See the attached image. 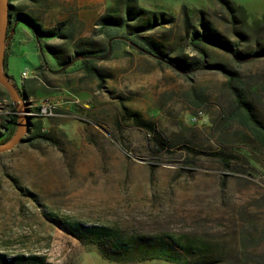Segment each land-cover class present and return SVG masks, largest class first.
Here are the masks:
<instances>
[{
	"label": "rangeland",
	"instance_id": "374dc122",
	"mask_svg": "<svg viewBox=\"0 0 264 264\" xmlns=\"http://www.w3.org/2000/svg\"><path fill=\"white\" fill-rule=\"evenodd\" d=\"M7 1L44 26L65 20L75 34L89 29L91 46L111 42L106 50L111 55L102 60L111 75L101 80L87 110L64 105L77 102L73 97L46 96L56 103V114L33 121L39 120L38 129L49 138L32 137L36 127L30 125L22 140L0 152V254L36 255L39 264H178L151 256L162 251L152 252L145 242L159 239L154 248L183 257L182 246L190 245L195 256L199 252L216 261L211 264H264V148L248 143L246 128L229 117L234 100L226 73L196 68L184 75L143 49L148 44L139 37L169 56L199 57L189 35L203 30L201 18L233 47L252 52L264 47V0H133L148 10L127 22H140L153 11L157 23L132 37L119 24L109 39L98 19L105 13L124 16V0ZM162 16L170 21L159 23ZM18 34L20 42H12L6 55L8 74L16 78L23 66L57 67L45 43L37 46ZM199 45L208 61L231 70L264 121V55L233 57L217 45ZM52 79H46L47 89L59 91ZM120 102L157 126L172 144L170 151L152 155L141 129L128 120L114 125ZM5 107L0 100V110ZM197 110L201 113L190 120ZM23 112L35 117L28 108ZM180 144H187L190 156L180 153ZM243 144L255 150L256 168L242 155ZM219 150L226 154L224 162L214 154ZM47 214L105 226L131 241L127 249L116 246L121 259H110ZM130 245L137 247L134 253Z\"/></svg>",
	"mask_w": 264,
	"mask_h": 264
},
{
	"label": "trees",
	"instance_id": "16d2710c",
	"mask_svg": "<svg viewBox=\"0 0 264 264\" xmlns=\"http://www.w3.org/2000/svg\"><path fill=\"white\" fill-rule=\"evenodd\" d=\"M133 0H124L122 4V11L125 12L124 16L118 15V14H112V13H105L102 16L99 17L98 21L100 25L102 24V31L105 33L106 38H111L113 36L114 29H116V26L121 24L124 26V30L122 32L128 33L132 37L134 35H139L140 33H136L137 30H145L151 28L153 25H155L157 22L154 20L153 17H156L155 12H150L149 18H145L141 20L140 22H137L135 24H132L131 22H127V19L134 20L138 18L143 11H147L148 9L142 8L137 6ZM8 3V6L12 4ZM13 11V18L16 20L23 21L32 31L35 37H69L71 34L66 29L67 27L60 22L52 27H43L39 21L34 18L30 13L22 10V9H16L15 7L10 8ZM153 14V15H152ZM161 20L158 21L159 23L164 21H170V18H164L163 16L160 17ZM159 18V19H160ZM200 25L201 29L198 32V30L193 29L190 32L189 39L190 43L195 47V50L197 53H199V57L191 56L189 57V60H186L184 57L180 56H169L167 53H165L161 48L157 47L155 44L151 45V40H148L147 38H144V35H139L143 40L146 39L147 48L143 46V49L148 51L149 53L155 55L156 58L159 60L166 61L167 64H169L172 67H175L177 70L184 73V75H190L189 72L191 70H194L196 68L201 69H219L220 71H223L226 73V83L228 84L229 91L232 94L234 104L230 110L229 117L232 118V120H235L238 124H241L246 128L248 131V137L250 141H247L248 143H251L252 146H257V148H264V121L260 119L252 110L251 102L249 98L246 95V92L239 87L234 82V74L230 72L231 70L226 68L224 64L216 61H208L204 55L205 51L201 50L202 47L199 45V41H205L208 43H211L213 45H217L222 49L228 50L233 57H252L257 55H264V47L254 50L252 52H243L239 51L236 47L232 46V43L223 38L221 35L217 34L213 29L209 27L208 24L204 20L200 18ZM124 35V34H123ZM84 42H81L79 44H75L73 51L77 53L80 52V55L89 56L92 53H94L95 57H103L104 53L108 49V46L111 44V42L106 43L103 47H96V48H82V44ZM45 45L49 48V50L52 52V54L55 56L56 59L61 58L64 55V50H62V45H53L49 43H45ZM111 46V45H110ZM92 52V53H91ZM84 61L87 58H82ZM66 58V57H65ZM83 61V63H84ZM158 61V60H157ZM4 63V60L2 61V65ZM85 64V63H84ZM87 69H92L93 74L96 75L99 80H103L104 73L100 72L97 68L94 66L87 65ZM100 83V82H99ZM12 104V103H10ZM12 111L14 108L11 109ZM7 115L9 116L7 119L3 118V121H0V143L6 141L11 134L14 131V122H15V112H8ZM32 118V119H31ZM33 118H40V117H30L27 116V126L26 128L29 130L30 125L35 126V131H33L32 137H40L43 139L49 138V136H46V133L43 131H40L38 128L39 120L33 121ZM126 120L130 121L135 127L141 129L147 139L148 143V150L152 155H157L159 153H162L163 151H170V148H172V144L169 143L167 137L161 132V130L153 125L148 119L141 118L140 114L136 110L130 109L127 105L120 102L119 107L117 110L116 117L114 119V125H120L122 122H126ZM22 140V138H20ZM243 148H241V151H244L242 154L243 156H248V162L251 164L252 168H256L258 166L259 160L256 159L258 157L255 153V150L252 149V147H247V144H243ZM180 153L186 154V156H190L192 150L187 146V144H180V147L178 148ZM174 150V149H173ZM237 151V154H240L241 152ZM214 154L217 155V157L224 162V158L226 157V154L224 150L215 151ZM50 221H52L56 226L64 230L65 232L71 234L75 238L79 239L82 244L85 245H96L97 250L101 251L106 254L110 259L119 260L121 250L117 249L116 246L122 247L125 244H128L131 240H127V238L123 237L121 234L117 233L115 230H112L111 228L105 227V226H99V225H86L81 222H73L68 223L64 221L56 220L54 215L47 214L46 215ZM136 241H142L141 239ZM144 241V239H143ZM128 242V243H127ZM145 242V241H144ZM132 242V244H134ZM146 246L150 247L152 252H158L161 250L162 252L159 255L152 254L151 256H159V258H163L167 261H175L178 264H211L216 262L214 259H212L209 255L197 253L196 256L193 254V249H191L190 245H184L182 246V249L185 251V255L182 257V255L179 253H171L168 251L163 250L162 248H154L156 244L158 245L159 239H154L151 243L145 242ZM112 246L113 248L119 250V252L114 250H108V247ZM130 245V251L131 253H134L137 250V247L131 248ZM136 248V249H135ZM195 256V257H193ZM196 258L192 261H190V258ZM17 261H25L27 264H39V259L36 255H13L12 257H7L5 255L0 254V263L1 264H15Z\"/></svg>",
	"mask_w": 264,
	"mask_h": 264
},
{
	"label": "crops",
	"instance_id": "0c3cea01",
	"mask_svg": "<svg viewBox=\"0 0 264 264\" xmlns=\"http://www.w3.org/2000/svg\"><path fill=\"white\" fill-rule=\"evenodd\" d=\"M6 12H7V18L5 22V34H4L3 55H2V61L4 60V63L3 65L1 64V71L4 72V74L7 77V80L15 88L17 92V96L21 99V101L29 102L32 101V99H34L35 101L32 102H37L46 96L55 99L59 96L65 99L73 97L74 99L72 100H76L77 102H72V104L68 102L64 104L68 108L74 107L75 103L81 105V107L84 108L85 110L91 107L94 104L93 101L94 97H97L96 94L97 88L100 87L102 82L99 80V78L96 75L93 74L92 69H87V65L94 66L100 72H103L104 73L103 79H105L111 75V72L109 69L106 68L107 66L104 64L102 60L106 56L110 57L111 54L105 52L103 57L99 58V57H95L94 53L92 52L91 55L84 56V55H80V52L77 53V51L76 52L73 51L74 46L76 44L75 42L76 38L78 40L77 44L84 42L80 44V46L82 45V48H88V47L96 48L90 45L91 39L88 38L90 34H87L89 33V29L87 32L79 31V33L75 34L74 31H72L71 24L67 26L68 24L65 22V20H60L63 26L65 25L67 27L66 29H68V31L70 32L71 35L69 37H57V36L35 37L32 31L30 30V28L23 21L16 20L13 18V11L11 9L7 7ZM39 23L43 27L54 26L53 24L49 26H44L41 22ZM21 25L24 26L26 30H24L25 28H23ZM95 25H96L95 23H92L93 27ZM18 31L20 34L22 33L24 36L31 39L34 42V44L37 46L41 45L42 43H49L54 45L55 43L52 42V39H58L59 41H61L62 44L59 43L57 45H62L63 47L62 50H64V55L59 59L55 58L56 61L55 65L57 67L54 70H49L44 64H39L37 67H32L30 69L23 66L19 68L18 75L16 76V78H14L12 74H8L7 73L8 63H7L6 55L8 53V48H10L11 46L10 44L12 42H20L21 38L19 37ZM14 33L18 35L15 36ZM81 56H83L82 58H87V59L84 61V59H81ZM83 61L85 64L83 63ZM47 78H54L52 79V81L59 83L60 90L59 91L48 90L47 87L49 86L46 84ZM0 100H3L7 106L5 108H2V110H0L1 112L6 113V114H1L0 112V121H3V118L7 119L9 117L7 113L8 112L10 113V110L12 108H15L14 110L16 111V100L9 95V93L5 88L2 89L1 86H0ZM16 118L17 117L15 116V121Z\"/></svg>",
	"mask_w": 264,
	"mask_h": 264
},
{
	"label": "water",
	"instance_id": "95a60500",
	"mask_svg": "<svg viewBox=\"0 0 264 264\" xmlns=\"http://www.w3.org/2000/svg\"><path fill=\"white\" fill-rule=\"evenodd\" d=\"M7 0H0V84L4 86L9 95L16 100V128L11 136L4 142L0 143V152L9 150L14 144L20 140L27 126V116L24 114L23 107L27 102L21 101L17 96V92L12 84L7 80L4 72L1 71L2 55H3V44H4V34H5V22L7 18Z\"/></svg>",
	"mask_w": 264,
	"mask_h": 264
},
{
	"label": "built area",
	"instance_id": "2783aa9c",
	"mask_svg": "<svg viewBox=\"0 0 264 264\" xmlns=\"http://www.w3.org/2000/svg\"><path fill=\"white\" fill-rule=\"evenodd\" d=\"M23 107L28 108V113H33L35 117H48L56 114V103L50 98H42L37 102L26 103ZM201 113L197 110L195 113L191 114L190 120L194 121L197 115Z\"/></svg>",
	"mask_w": 264,
	"mask_h": 264
}]
</instances>
